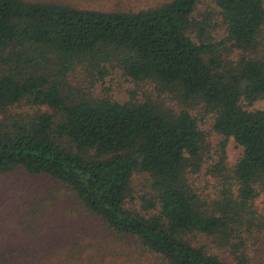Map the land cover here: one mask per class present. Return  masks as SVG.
I'll list each match as a JSON object with an SVG mask.
<instances>
[{
	"label": "trees",
	"instance_id": "trees-1",
	"mask_svg": "<svg viewBox=\"0 0 264 264\" xmlns=\"http://www.w3.org/2000/svg\"><path fill=\"white\" fill-rule=\"evenodd\" d=\"M210 2L0 0V264L264 263V0ZM115 71L154 89L97 94Z\"/></svg>",
	"mask_w": 264,
	"mask_h": 264
},
{
	"label": "rangeland",
	"instance_id": "rangeland-1",
	"mask_svg": "<svg viewBox=\"0 0 264 264\" xmlns=\"http://www.w3.org/2000/svg\"><path fill=\"white\" fill-rule=\"evenodd\" d=\"M62 2L65 4H73L84 8H93L100 10H110V9H131V10H139L148 7L158 6L161 3L169 0H50ZM211 0H204V3H201L200 9L206 10L212 5ZM209 4V5H208ZM207 9V10H208ZM71 79L75 85H87L85 84V73L82 69H79L75 73L71 75ZM110 88V95L118 100H126L130 99L132 96V91L137 92V96L139 98L144 97L145 95L151 94L150 91L154 89V87L147 86L150 90L148 91L146 87L136 85L134 82L126 79L125 76L122 75L121 72L115 71L111 75L107 76L103 81H98L95 85V90L97 94H105L106 88ZM248 107V106H247ZM248 108L250 109H263L264 110V99H259L255 101ZM195 114L198 116L202 127L208 132L211 141L213 144H216L220 138L217 133L212 129V119L209 116H204L202 110L198 109L195 111ZM243 151V147L239 145L236 140L231 137L226 144V155L227 159L231 164L236 163L238 158L240 157ZM29 179V177L25 176L22 173H18V175L12 177V180L15 182ZM205 181V179L203 180ZM204 183V182H203ZM0 205L4 198H6L5 194L0 193ZM260 207L264 206V194L257 201ZM0 219L4 222L7 221L8 217L5 214L0 213ZM1 239V238H0ZM264 258V253L262 254ZM155 257L153 255L145 254V255H133L129 256L127 253L123 254V252H110L103 254V262L99 264H148L153 263ZM264 262V259H263ZM98 263V262H97ZM96 263V264H97ZM264 264V263H262Z\"/></svg>",
	"mask_w": 264,
	"mask_h": 264
}]
</instances>
